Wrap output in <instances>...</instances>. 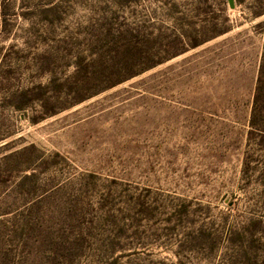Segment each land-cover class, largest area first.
<instances>
[{
    "label": "rangeland",
    "instance_id": "rangeland-1",
    "mask_svg": "<svg viewBox=\"0 0 264 264\" xmlns=\"http://www.w3.org/2000/svg\"><path fill=\"white\" fill-rule=\"evenodd\" d=\"M0 264H264V0H0Z\"/></svg>",
    "mask_w": 264,
    "mask_h": 264
},
{
    "label": "trees",
    "instance_id": "trees-1",
    "mask_svg": "<svg viewBox=\"0 0 264 264\" xmlns=\"http://www.w3.org/2000/svg\"><path fill=\"white\" fill-rule=\"evenodd\" d=\"M239 2H241L242 0H238ZM204 42V41H203ZM203 42H195V44H194V46H198V45H200L201 43H203ZM153 66H155V64H153V65H151V66H147L146 68H143V69H141V70H139V72H136V74H139V73H141V72H143V71H145V70H147V69H149V68H151V67H153ZM120 81H122V80H120ZM261 84H262V78H260V76H259V79H258V85H257V92L258 91H260V88H261ZM251 126L254 128L255 126H256V124H255V122L253 121V120H251ZM256 128V127H255Z\"/></svg>",
    "mask_w": 264,
    "mask_h": 264
},
{
    "label": "water",
    "instance_id": "water-1",
    "mask_svg": "<svg viewBox=\"0 0 264 264\" xmlns=\"http://www.w3.org/2000/svg\"><path fill=\"white\" fill-rule=\"evenodd\" d=\"M231 1V0H230Z\"/></svg>",
    "mask_w": 264,
    "mask_h": 264
}]
</instances>
